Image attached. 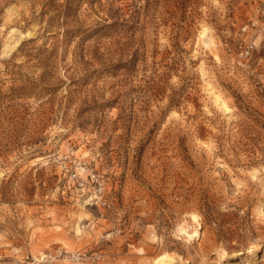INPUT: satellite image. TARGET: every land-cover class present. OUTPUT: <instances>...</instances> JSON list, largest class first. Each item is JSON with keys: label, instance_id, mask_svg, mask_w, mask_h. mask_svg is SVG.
<instances>
[{"label": "rangeland", "instance_id": "rangeland-1", "mask_svg": "<svg viewBox=\"0 0 264 264\" xmlns=\"http://www.w3.org/2000/svg\"><path fill=\"white\" fill-rule=\"evenodd\" d=\"M162 254L264 264V0H0V264Z\"/></svg>", "mask_w": 264, "mask_h": 264}, {"label": "bare ground", "instance_id": "bare-ground-1", "mask_svg": "<svg viewBox=\"0 0 264 264\" xmlns=\"http://www.w3.org/2000/svg\"><path fill=\"white\" fill-rule=\"evenodd\" d=\"M192 220L193 221H197L199 220L198 219V216L197 214H192L191 216ZM199 222V221H198ZM196 223V222H195ZM186 231V230H185ZM188 236V235H187ZM190 236V235H189ZM255 247H257L255 245ZM257 249V248H255ZM155 264H173V260L170 256H168L167 254H162L160 256H158L156 259H155Z\"/></svg>", "mask_w": 264, "mask_h": 264}, {"label": "built area", "instance_id": "built-area-1", "mask_svg": "<svg viewBox=\"0 0 264 264\" xmlns=\"http://www.w3.org/2000/svg\"><path fill=\"white\" fill-rule=\"evenodd\" d=\"M98 192L101 193L102 192V188L100 185H98Z\"/></svg>", "mask_w": 264, "mask_h": 264}]
</instances>
